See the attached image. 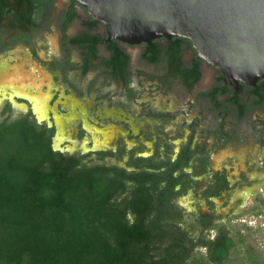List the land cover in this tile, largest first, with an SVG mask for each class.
<instances>
[{
  "label": "flooded vegetation",
  "instance_id": "obj_1",
  "mask_svg": "<svg viewBox=\"0 0 264 264\" xmlns=\"http://www.w3.org/2000/svg\"><path fill=\"white\" fill-rule=\"evenodd\" d=\"M100 35L78 0H0V123L28 116L56 150L152 176L198 234L224 232L264 255V77L235 90L187 38ZM112 43L128 56L122 68ZM41 92L48 122L37 117ZM69 109L87 151L54 144Z\"/></svg>",
  "mask_w": 264,
  "mask_h": 264
},
{
  "label": "trees",
  "instance_id": "obj_2",
  "mask_svg": "<svg viewBox=\"0 0 264 264\" xmlns=\"http://www.w3.org/2000/svg\"><path fill=\"white\" fill-rule=\"evenodd\" d=\"M51 135L28 116L0 123V264H264L239 238L198 234L152 176L56 150Z\"/></svg>",
  "mask_w": 264,
  "mask_h": 264
},
{
  "label": "water",
  "instance_id": "obj_3",
  "mask_svg": "<svg viewBox=\"0 0 264 264\" xmlns=\"http://www.w3.org/2000/svg\"><path fill=\"white\" fill-rule=\"evenodd\" d=\"M78 1L104 26V40L139 44L179 36L235 90L238 81L254 85L264 77V0Z\"/></svg>",
  "mask_w": 264,
  "mask_h": 264
},
{
  "label": "rangeland",
  "instance_id": "obj_4",
  "mask_svg": "<svg viewBox=\"0 0 264 264\" xmlns=\"http://www.w3.org/2000/svg\"><path fill=\"white\" fill-rule=\"evenodd\" d=\"M45 95L48 96V93L41 92L36 95L37 99L39 100L38 102H40L42 108L45 106V102H46ZM32 96L34 97V95ZM63 107L68 108L66 105H63ZM43 111H44L43 114L37 113V117L41 122L42 121L48 122V107L46 108L44 107ZM73 111L74 109L67 110L66 115L62 117L64 121L60 123L61 126L59 127L57 126L58 131H57L56 141L54 144L60 149H64V148H67L69 150L82 149L84 151H87V147H86L87 138H85L84 141L82 142H76L77 140L76 131L79 125L78 124L79 121L77 122L75 120V118L77 117L76 114L78 113L77 112L73 113ZM67 140L68 142H66ZM258 242L260 241H257V243ZM261 247H263V245Z\"/></svg>",
  "mask_w": 264,
  "mask_h": 264
}]
</instances>
